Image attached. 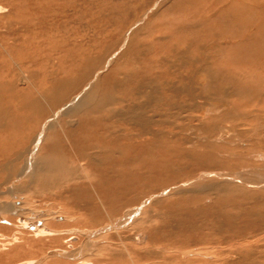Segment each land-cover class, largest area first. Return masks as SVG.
<instances>
[{
  "label": "rangeland",
  "instance_id": "rangeland-1",
  "mask_svg": "<svg viewBox=\"0 0 264 264\" xmlns=\"http://www.w3.org/2000/svg\"><path fill=\"white\" fill-rule=\"evenodd\" d=\"M0 120V264H264V0H0Z\"/></svg>",
  "mask_w": 264,
  "mask_h": 264
},
{
  "label": "bare ground",
  "instance_id": "bare-ground-1",
  "mask_svg": "<svg viewBox=\"0 0 264 264\" xmlns=\"http://www.w3.org/2000/svg\"><path fill=\"white\" fill-rule=\"evenodd\" d=\"M4 77V76H3ZM4 80V79H3ZM2 83V82H1ZM93 83V82H92ZM98 83V82H97ZM100 83V82H99ZM2 85V84H1ZM98 85V84H97ZM94 86L93 88H91V90L88 92V94H87V96L86 97H84V98H87L88 100L90 99V97H92V95H93V93H94V91L98 88V86ZM6 90V89H5ZM98 90V89H97ZM83 98V99H84ZM78 100V99H77ZM79 104H81V102L79 103ZM82 106V105H81ZM33 108V107H32ZM83 108V107H82ZM75 109H76V107H75ZM77 110V109H76ZM75 110V111H76ZM38 111V110H37ZM81 111V109H78V111L77 112H80ZM34 112V111H33ZM76 114H78V113H76ZM82 114V113H81ZM58 115V114H57ZM71 116V115H70ZM60 117V116H59ZM57 119V118H56ZM58 120H61V119H58ZM1 121V120H0ZM2 122V121H1ZM1 124V123H0ZM60 124V123H59ZM3 124H1V126H2ZM3 127V126H2ZM48 127H50L49 129H55L56 128V126L54 125V124H50V126H49V124L45 127V129H47ZM3 129V128H2ZM63 129V128H62ZM1 130V129H0ZM5 132V131H4ZM54 132H56V131H54ZM53 134V133H52ZM145 135V134H144ZM35 140V139H34ZM53 143V142H52ZM51 143V144H52ZM53 145V144H52ZM56 143H54V145L53 146H55L56 147ZM50 146V145H49ZM52 148V147H51ZM54 148V147H53ZM50 149V148H49ZM54 151H58V148L56 147V148H54L53 149ZM63 150V149H62ZM50 153H48V154H46L47 156H46V158H50V160H53L54 159V156H52V150L50 149ZM83 151V150H82ZM101 151H102V149H101ZM59 152V151H58ZM36 153V152H35ZM57 154V153H56ZM60 154V153H59ZM61 155V154H60ZM13 156V155H12ZM84 157V156H83ZM8 158V157H7ZM46 158H44V159H46ZM56 158H57V155H56ZM79 158V157H78ZM100 158H101V156H100ZM100 158H98V159H100ZM43 159V160H44ZM80 159V158H79ZM46 160H48V162H49V159H46ZM61 159H59V161H60ZM87 161H90V159L88 160V159H86ZM92 160V159H91ZM65 161V160H64ZM8 162V161H7ZM42 162V161H41ZM52 162V161H51ZM47 163V162H46ZM45 163V161H44V164H46ZM61 163V162H60ZM85 163H88V162H85ZM90 163V162H89ZM8 164V163H7ZM39 164V163H38ZM38 164H35V169H34V173H35V178L38 180V177L40 178V176H44V174L42 173V174H40V169L39 168H41L40 166H38V169H37V165ZM49 164V163H48ZM67 165V164H66ZM109 165V164H108ZM43 166V165H42ZM68 166V165H67ZM8 165H0V174L1 173H7L6 171L8 170V171H11V170H9L8 169ZM29 167V166H28ZM31 167H33V166H31ZM33 167V168H34ZM49 167V166H48ZM53 167V166H52ZM70 167V166H69ZM51 168V167H50ZM25 169V168H24ZM74 169V168H73ZM75 169H77V168H75ZM67 170V169H66ZM65 170V171H66ZM43 171V170H42ZM41 171V172H42ZM78 171V170H77ZM26 172V171H25ZM38 172V173H37ZM43 172H45V171H43ZM50 172H51V174H53V171H51L50 170ZM62 172V171H61ZM14 173V172H13ZM40 174V176H38ZM67 174V173H66ZM68 174H69V177H70V174H72V172L69 170V172H68ZM75 174V173H74ZM38 176V177H37ZM46 176V175H45ZM52 176V175H51ZM50 177V176H49ZM33 178V177H32ZM45 177H43V179H44ZM58 178V177H57ZM10 179V178H9ZM34 179V178H33ZM53 179H54V177H53ZM37 180H36V182H37ZM50 179H47L46 178V180H44V183L46 184V183H48V184H50L51 186H52V188L53 189H55V188H58L60 185L59 184H54V183H52V181L50 182L49 181ZM56 180V179H55ZM54 180V181H55ZM31 181V180H30ZM38 181H40V180H38ZM57 181V180H56ZM60 181V180H59ZM7 182V181H6ZM66 182V181H65ZM38 183V182H37ZM40 183H42V181L40 182ZM43 183V184H44ZM106 184V183H105ZM41 185V184H40ZM39 185V186H40ZM47 186V185H46ZM8 188V187H7ZM12 188V187H11ZM43 188H45V187H43ZM65 188V187H64ZM48 189V188H47ZM10 190V189H9ZM49 190V189H48ZM13 191V190H12ZM42 192V191H41ZM49 193V192H48ZM69 193V192H68ZM71 193V192H70ZM11 194V193H10ZM72 194V193H71ZM99 199V198H98ZM8 206L9 205H6V204H3V203H0V213H4L6 210H9V209H7L8 208ZM11 206H13V205H11ZM74 206V205H73ZM143 206V205H142ZM16 207V206H15ZM77 207V206H76ZM85 207H87V205L85 206ZM134 213H136V212H134ZM40 214H42V213H40ZM38 217V218H40L41 216L40 215H35V216H33L32 218H35V217ZM36 217V218H37ZM43 217V216H42ZM94 218V217H93ZM127 218V217H126ZM27 220V219H26ZM26 220H23L22 219V221H23V223L26 221ZM112 220V219H111ZM38 220H36V221H34V219H28V225H29V227L30 228H33V229H31V230H34L35 231V233H39V231L43 228L39 223H41L40 222V220H39V222H37ZM119 221V220H118ZM33 222H35V223H33ZM119 223V222H118ZM43 230H44V228H43ZM33 233V232H32ZM93 234V233H92ZM87 239H88V237H87ZM78 250V249H77ZM75 254H76V252H74ZM63 254V253H62ZM65 255H70V257L72 258V256H71V254L72 253H68V254H66V253H64ZM64 257H66V256H64Z\"/></svg>",
  "mask_w": 264,
  "mask_h": 264
}]
</instances>
